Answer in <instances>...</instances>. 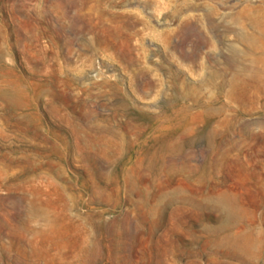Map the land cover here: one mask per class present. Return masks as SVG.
<instances>
[{"label": "rangeland", "instance_id": "rangeland-1", "mask_svg": "<svg viewBox=\"0 0 264 264\" xmlns=\"http://www.w3.org/2000/svg\"><path fill=\"white\" fill-rule=\"evenodd\" d=\"M0 264H264V0H0Z\"/></svg>", "mask_w": 264, "mask_h": 264}, {"label": "bare ground", "instance_id": "bare-ground-1", "mask_svg": "<svg viewBox=\"0 0 264 264\" xmlns=\"http://www.w3.org/2000/svg\"><path fill=\"white\" fill-rule=\"evenodd\" d=\"M93 6H94V5H93ZM107 16H108V15H107ZM107 16H106V17H107ZM77 18H79V17H77ZM77 21H78V20H77ZM79 21H80V20H79ZM11 101H14V100L11 99Z\"/></svg>", "mask_w": 264, "mask_h": 264}]
</instances>
